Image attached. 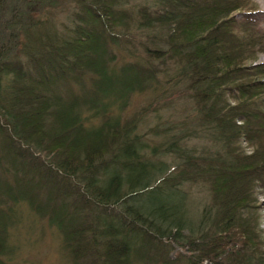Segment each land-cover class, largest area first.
I'll use <instances>...</instances> for the list:
<instances>
[{
    "label": "trees",
    "instance_id": "trees-1",
    "mask_svg": "<svg viewBox=\"0 0 264 264\" xmlns=\"http://www.w3.org/2000/svg\"><path fill=\"white\" fill-rule=\"evenodd\" d=\"M38 1L0 0V264L24 206L62 231L72 264H264V28L250 0H76L55 40L38 33ZM153 83L155 100L177 95L170 115L146 132L149 107L107 118L110 93Z\"/></svg>",
    "mask_w": 264,
    "mask_h": 264
},
{
    "label": "rangeland",
    "instance_id": "rangeland-1",
    "mask_svg": "<svg viewBox=\"0 0 264 264\" xmlns=\"http://www.w3.org/2000/svg\"><path fill=\"white\" fill-rule=\"evenodd\" d=\"M146 1L129 0L131 5H136L137 7L146 3ZM250 3L258 11L255 19L259 22V26L264 28V0H250ZM34 4L38 10L35 11L34 9L33 14L38 23L37 28L40 30L38 32L39 35L47 34L55 40V37L63 36L70 31L73 26L72 15L77 10L76 0H39ZM143 35L142 32L132 33L130 38L128 37L124 40L123 45L126 47L123 49L125 51L117 50L114 52L115 62L110 66L112 69H115L117 72L122 66L130 62L132 58L138 56L136 54L141 50L140 43L146 40ZM255 61L257 64H264V49L263 53L260 52L257 55ZM84 77L86 89L91 88L97 79V77L92 78V75L89 73H86ZM71 85H73L72 89L74 92H82L74 82ZM155 86L153 83L150 87L146 88L145 92H135L134 94H130V96L117 90L114 93H110L107 100L111 101L112 105L109 112L106 113L107 118H122L123 122L129 120L136 121L145 113V108L149 107V112L145 114H148V117L144 119V122L140 119V123H138L140 132L148 131L151 126L159 123V119L156 116L161 114L168 116L178 107L176 104V107L172 106L171 109H166V106H169L168 102L170 100L174 101V98L177 97L173 92L170 93V97L167 98L168 100L166 98H157L155 100L158 93V86ZM123 98L125 99L122 100ZM151 104L152 106L150 107ZM87 115L91 117V123L94 126L104 121L102 116L94 117L93 112ZM244 147L247 148V145H244ZM206 191L202 185L194 188L192 193L194 200L191 210H193L195 216L199 215L202 208L208 203ZM255 196L259 202L257 213L259 214V228L264 241V193L258 190ZM18 219V224L11 230L10 234L9 250L5 257L8 264H72L63 246V233L58 227L51 224L47 218H43L32 212L27 206L20 209ZM151 264L160 263L154 261Z\"/></svg>",
    "mask_w": 264,
    "mask_h": 264
}]
</instances>
